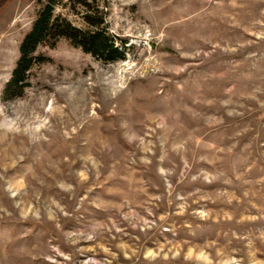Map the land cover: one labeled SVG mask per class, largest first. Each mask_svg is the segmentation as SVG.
Here are the masks:
<instances>
[{"label": "rangeland", "instance_id": "374dc122", "mask_svg": "<svg viewBox=\"0 0 264 264\" xmlns=\"http://www.w3.org/2000/svg\"><path fill=\"white\" fill-rule=\"evenodd\" d=\"M88 2L123 58L52 29L7 89L48 0H0V264H264V0Z\"/></svg>", "mask_w": 264, "mask_h": 264}, {"label": "trees", "instance_id": "16d2710c", "mask_svg": "<svg viewBox=\"0 0 264 264\" xmlns=\"http://www.w3.org/2000/svg\"><path fill=\"white\" fill-rule=\"evenodd\" d=\"M60 0H48V3L44 6L38 18L33 23L31 31L25 36L21 44V57L18 61L17 67L14 70L13 77L7 89L10 88H20L24 87V76L25 72L28 70L29 57L33 51L34 46L45 38L48 32H52V29L58 28V32L63 35L72 36L78 45L83 47L84 50L96 54L103 59L115 60L123 58V53L119 51L117 47L114 46L113 41L107 36L101 34L99 26L103 23V18L100 21H96L95 18L88 17V22L92 26V29L86 32H81L78 29L67 25L63 30L60 31L61 26L56 23L57 18L52 17L53 4ZM89 0H77L81 5L85 6L86 9L91 8V3ZM92 10V9H91ZM94 16V15H93ZM56 23V24H55Z\"/></svg>", "mask_w": 264, "mask_h": 264}]
</instances>
